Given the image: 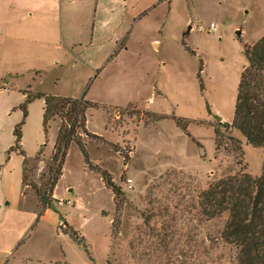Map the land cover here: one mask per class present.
<instances>
[{
	"label": "rangeland",
	"instance_id": "rangeland-1",
	"mask_svg": "<svg viewBox=\"0 0 264 264\" xmlns=\"http://www.w3.org/2000/svg\"><path fill=\"white\" fill-rule=\"evenodd\" d=\"M168 3L160 4L153 27L147 24L139 35L151 49L153 39L162 42L167 73L156 79V100L89 109L107 114L108 132L91 137L77 123L74 134L85 144L91 165L73 142L53 192L50 173L60 164L53 157L74 117L66 107L44 126V98L34 97L37 91L59 92L62 36L54 37L55 46L46 37L41 48L0 33V164L10 145L18 153L22 145L31 159L25 165V193L38 197L47 220L59 222L55 243L66 248L61 253L45 234L40 244L46 256L74 264H238L237 247L223 238L229 215L209 217L201 195L228 175L258 177L264 171V147L252 146L232 127L248 65L245 46L264 36V0H174L163 22ZM0 15H7L6 8ZM188 19L196 26L214 23L218 32H189ZM17 127L19 148L14 147ZM86 129L91 133L87 122ZM102 172L119 187L117 197Z\"/></svg>",
	"mask_w": 264,
	"mask_h": 264
},
{
	"label": "crops",
	"instance_id": "crops-1",
	"mask_svg": "<svg viewBox=\"0 0 264 264\" xmlns=\"http://www.w3.org/2000/svg\"><path fill=\"white\" fill-rule=\"evenodd\" d=\"M167 3L166 0H0V8L7 10L6 16L0 15V33L21 37L25 43L32 40V44L41 48L46 37L50 46L57 45L54 37L61 34L59 92L51 93L52 96L84 98L113 108L136 102L141 105L143 101L149 104L156 100V79L167 73V64L161 55V40L153 39L151 49L139 35L146 32L147 24L153 27L151 19L157 18L160 4L166 7ZM168 6L163 22L173 12L174 0ZM191 23L188 19V31ZM56 62L58 65L59 60ZM87 70L89 76L85 79ZM69 81L71 87L62 89L61 85ZM149 83L151 87L147 90ZM153 94L155 98H151ZM87 117L91 133L107 134L108 118L103 110H92ZM21 151L25 156L12 152L0 164V264L69 263L70 259H55L42 251L40 242L45 234L54 238L61 253L66 248L55 243L59 222L47 220L49 214H43L38 197L31 198L25 193V159H31L22 145Z\"/></svg>",
	"mask_w": 264,
	"mask_h": 264
},
{
	"label": "trees",
	"instance_id": "trees-1",
	"mask_svg": "<svg viewBox=\"0 0 264 264\" xmlns=\"http://www.w3.org/2000/svg\"><path fill=\"white\" fill-rule=\"evenodd\" d=\"M245 56L248 65L241 74L232 127L241 132L249 144L260 148L264 147V36L254 44L245 46ZM198 76L201 78L200 73ZM34 98H44V126L57 115H61L66 107L71 117H74L69 133H65L61 137L64 146L58 148V152L53 157L55 163L60 159V164L55 173L52 172L54 168L51 169L50 173L53 175L50 191L53 192L52 190L60 178L58 176L62 174L65 151L73 142L78 144L88 165H91L87 148L80 139L76 138L74 127L79 123V127L88 136L99 137L87 131L86 115L91 108L98 109L106 106L90 102L84 98H61L41 93L36 94ZM24 113L26 117L25 106ZM14 135L16 136L14 147L19 148L22 133L18 127ZM12 151H15L13 147L7 153L11 154ZM22 154L25 156L24 151ZM59 156L60 158H58ZM25 163H27V159H25ZM102 175L106 181V186L110 187L117 197L120 191L119 187L114 183L110 174L102 172ZM25 184L29 186L26 182ZM201 197L205 213L209 217H220L226 213L229 215L223 238L227 243L237 247L238 264H264V171L258 177L246 172L228 175L212 182ZM43 199L44 203L47 204L48 198L44 195Z\"/></svg>",
	"mask_w": 264,
	"mask_h": 264
},
{
	"label": "built area",
	"instance_id": "built-area-1",
	"mask_svg": "<svg viewBox=\"0 0 264 264\" xmlns=\"http://www.w3.org/2000/svg\"><path fill=\"white\" fill-rule=\"evenodd\" d=\"M189 31L190 32H200V33H202V32H207V33H209V34H215V33H217L218 32V28H217V26L214 24V23H211L208 27H204V26H202V25H200V26H196V25H191L190 27H189ZM52 182H53V179H52V181H51V186H52ZM127 183L129 184V185H131L132 183H133V181L131 180V179H128L127 180ZM60 206H64V204H65V201H63V200H60L59 201V203H58ZM67 204H69V205H73V202H71V201H69Z\"/></svg>",
	"mask_w": 264,
	"mask_h": 264
},
{
	"label": "water",
	"instance_id": "water-1",
	"mask_svg": "<svg viewBox=\"0 0 264 264\" xmlns=\"http://www.w3.org/2000/svg\"><path fill=\"white\" fill-rule=\"evenodd\" d=\"M241 32H239V34H240Z\"/></svg>",
	"mask_w": 264,
	"mask_h": 264
}]
</instances>
